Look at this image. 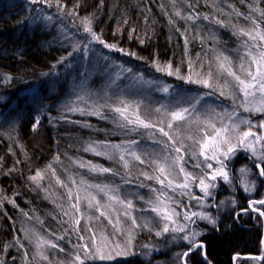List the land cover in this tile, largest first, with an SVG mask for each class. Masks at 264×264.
<instances>
[{
    "label": "trees",
    "instance_id": "trees-1",
    "mask_svg": "<svg viewBox=\"0 0 264 264\" xmlns=\"http://www.w3.org/2000/svg\"><path fill=\"white\" fill-rule=\"evenodd\" d=\"M247 2L264 10V0H215V4L214 0H60L77 19L91 18L92 30L106 44L135 53V56L124 55L125 61L135 71L146 75L152 74L150 70L156 71L154 61L162 65L171 62L173 68L179 67L183 73L188 70L189 59L195 67L204 55V49H208L203 35L184 26V19L175 15L177 11L184 17L183 10L188 7L200 15H207L213 23L221 19L224 25H229L237 20L235 9L247 11L244 9ZM22 8L14 10L12 4L6 5L0 0V264H25L26 260L27 264H41L31 252L26 235L25 229L31 223H36L56 239L63 237L57 240L67 244L69 236L63 219L64 210L49 186L50 183L59 186L56 177H60L45 170L51 165L55 173H59L58 165L65 162L66 152L75 148V136L91 140L108 137L106 141H112L115 139L112 132L116 131L97 117L84 119L75 116L70 119L62 107L66 90L62 62L68 49L63 44L54 45L50 37L38 32L43 31L38 27L31 31L32 27H27L24 22L27 19ZM253 13L264 28V17ZM192 38L199 41L196 43ZM185 39L188 40L187 46ZM56 67L59 72L56 92L48 95L46 85ZM44 81L40 92L32 95L29 86ZM30 96H41L43 101L37 103L35 98L29 99ZM38 110L43 111L44 116L38 129L33 131L34 115L39 113ZM83 119L88 120V128L80 127ZM132 129L129 132L134 133L135 138L144 139L137 129ZM117 131L127 130L119 126ZM78 154L116 172L111 161L81 151ZM37 171L45 173L38 183L29 179ZM110 178L121 182L118 176L108 177L109 181ZM254 180L257 182L254 193H239L235 205L222 211L215 225L204 221L195 225L202 233L198 240L205 247L190 253L187 264H204L205 252L211 264H264V260L252 259L264 254V217L251 210L245 211L250 201L264 199V177L257 175ZM257 207L264 210V206ZM188 247V243H176L165 250L159 248L160 252L151 260L136 256L114 264H151L155 260H161L163 264H183L182 259L175 256L176 250L180 249V254Z\"/></svg>",
    "mask_w": 264,
    "mask_h": 264
},
{
    "label": "rangeland",
    "instance_id": "rangeland-1",
    "mask_svg": "<svg viewBox=\"0 0 264 264\" xmlns=\"http://www.w3.org/2000/svg\"><path fill=\"white\" fill-rule=\"evenodd\" d=\"M1 2L6 5L12 4V8L14 10H17L20 6H22L23 8L21 11L25 12L24 16L27 19L24 22L27 23V27H32L31 31L35 30L33 27H38L43 30L42 32H38L50 37V41L54 45L59 43L67 47L68 51L66 57L64 62H62V67H64L63 70L65 72L64 78H66V90L64 93L65 96L63 98L62 107L65 111H67L69 114L68 116H71L70 119L75 116L84 119H87L88 117H97L102 121L105 120L109 123V126L107 124L105 125L110 129H113L114 131L116 130L115 132H112L115 133V135L111 133V135H114L113 137H115L112 141H106L108 137H103V140H91L90 138H84L82 136H79V138L75 136V148L66 152L65 162L58 165L59 173H55V175L60 178H56L68 185V188L72 189L74 196L77 192H79L82 197L91 193L96 196L97 200L104 204L109 203L104 193L98 192L96 188L88 186L101 185L107 186L110 189H115L116 194L119 195L121 199L126 201L131 200L133 202L134 209L132 210V215L137 218L138 223H143L145 220L153 219L154 214L149 210L148 201L154 199L156 195L152 189H159L161 186L156 183L155 180L145 179L142 173L148 172L149 174H152L153 166L148 162L170 154V149L168 151H162L163 142L166 141L167 138L161 136V134L154 129L144 128H136L138 134L142 135L144 139L141 140L135 138L134 133L129 132L130 129L134 128V126L128 125L127 127H121L120 124L122 121L119 115L111 110L112 107L117 106L120 100H125L133 105L139 104V112L143 118L153 122L164 120V126L166 128L168 117L155 111L156 108L161 107L162 105L168 106L170 110H174L176 106L188 107L190 103H195L194 98L199 96L202 97V99L197 105V111L201 114V119H206L216 113L232 111L234 106L233 100L231 98L221 96L218 90L213 91L212 89L203 88L197 84L185 83L184 80L177 79L175 76H168L164 74V77H162L161 74L163 73L154 70H150V73H152L151 75L135 71V69L131 68L126 63L124 57L125 54H114L109 51L110 48H106L103 44L92 41L91 36L84 32L83 25L80 23V20L74 15H68L69 11L65 8L64 11L61 12L58 9L56 2L52 1L50 6L46 4H32L30 0H1ZM244 7V9L247 10L245 12H241L238 9L234 10L235 12L238 11L243 15L237 16L236 21H233L229 25H225L223 27L215 22L213 23V21L209 19L205 20L203 18L204 15H200V13L190 10L188 7L183 10L185 13L184 17H193L192 20L184 19V26H188V29L202 34V37L207 40L208 49H204V52H202L204 55L201 57L199 64L195 66L198 71L206 73L211 70L215 72V57L220 54L229 57L234 63H238L239 54H243L244 52L242 44L245 40H247V37L238 36L234 33L238 28L248 29L251 27L250 21L245 20L244 16H252L255 18L253 11H251V9L254 8L253 4L247 2ZM46 16H51L52 19L50 21L42 19V17ZM241 22L242 25L240 27L239 23ZM261 28L263 27L261 26ZM217 31H219L218 34ZM193 40L196 43L199 41L197 38H194ZM76 45L80 46L78 51H74V47ZM85 45H87V51L84 50ZM221 46H225L226 48L223 50ZM70 52L73 53L72 56H68V53ZM201 65H203L202 68ZM127 69H131V71H126ZM57 71L58 69L56 67L49 76V83L46 85L48 95H53V93L56 92L54 91L55 86H57L58 83L56 77L59 74ZM188 71L189 69L181 74L187 75ZM223 79L224 78H221L220 83H223ZM62 80L63 79L61 78L60 81ZM161 83H166L172 86L170 95L163 94L156 90L157 85ZM50 84L53 85L51 88H49ZM35 85L36 86H33L32 84L29 86V91H31L32 95H36L40 92L39 88L45 85V81L42 83H35ZM206 93L211 94L205 95ZM80 96H83L84 99H78ZM34 98L35 97L33 96L29 97V99ZM35 100L37 103H42L43 101L41 96L35 98ZM74 107L85 110V114H81L79 111H70V109ZM96 108H99L101 112L100 116L87 114V112L93 111ZM54 109H57L56 106H54ZM237 111L239 116L249 118L254 123L264 120V113H257L253 115L239 109ZM38 112L39 113L34 115V118L39 116L41 120L44 113L39 110ZM10 114L11 120V110ZM47 119L50 118L47 116ZM87 122L88 120H84L79 123L81 124L80 127L88 128ZM119 126L121 129L125 128L127 131H117ZM199 127H203V125L191 124L189 126L188 124H182L180 125V132L183 136H187L189 134L196 135ZM245 130H247V127L242 125L241 131ZM255 131L259 134L264 130L255 129ZM158 137H160V139ZM157 140L161 141V143H157ZM131 141L137 142L132 146V148L147 162L141 164L139 161L133 160L130 156H126V159L129 160V166L125 169L119 159L120 151L112 148L111 146L120 145L123 148ZM186 143L190 142L186 141ZM90 146L95 147L96 151L108 153L113 155L115 158L110 159L108 155H97L94 151H85V149ZM79 151L111 161L115 164L114 171L116 172H113V169H111V172L101 173L99 171H91L87 166L81 167V164H91L104 168L101 164L87 159L82 154H78ZM172 154L174 155V153ZM250 156V152L239 150L236 155L227 162L228 169L230 171L231 183H225L222 179H218L216 181L217 187L212 189V196L205 200V207L203 208H201L195 200L189 201L188 197L179 196L174 193H170V195H173L175 199L181 200L184 204H188L192 211L205 212L217 221L218 216L222 211L235 205L239 193L251 195L256 190L257 182L254 178L259 175V169L255 167V163L257 162L255 158L250 159ZM185 160L187 161L185 167L188 171L197 173L200 171L199 169L193 167L196 160L187 155L185 156ZM250 163H252V165ZM241 168L248 169L246 175L241 174ZM111 176L120 177L121 182H116L113 178H110L111 181H109L108 177ZM72 181L76 182L75 186ZM81 181H84V183L81 184ZM245 184L248 185L251 191H245ZM140 185L144 186L141 187ZM49 186L53 190L57 199H59L60 208H63V212L68 210V188L62 187L61 185L56 187L52 183H50ZM193 193L196 196L203 195V193H201L196 187H193ZM114 207L116 209H120L121 206L117 204L114 205ZM82 209L89 211L90 213L94 212V209H87L86 203H82ZM72 211L74 213V210ZM63 219L68 227L69 238L67 239L66 245L60 243L51 233L43 230L36 223L29 224V226L25 229L31 246V252L35 254L41 264H67V261L70 260L76 252L74 245L83 243V241L78 240L77 234L69 227V217L64 215ZM101 219L103 224L107 225V220H103V218ZM154 220H158V218H154ZM199 221L209 222L205 220H197L194 225H190L191 228L200 232V230L195 227V225L199 226ZM80 227H84L83 220H81ZM130 227L131 221L126 220V231ZM162 227V223L153 222L151 224V231L140 228L135 229L131 252L127 256L115 257L113 260L102 261L97 259L94 261H88L87 264H114L121 260L132 259L136 256L143 257L146 260H151L154 254L160 252L159 248L165 250V248H170L176 243H187L182 238L183 234L169 232L157 237L155 233L160 231ZM106 231H111V226H108ZM80 234L88 235L86 232H81ZM126 239V235L121 237V240ZM40 240L51 241L59 246L56 249L51 248L47 244L43 246L42 251L48 256V260H42L37 254L36 244ZM145 245H149V247L145 248ZM60 248L64 249V251H60ZM180 249L176 250V252L178 253ZM177 253L175 255L176 257H178L179 254ZM181 253H183V251ZM262 256H264V254ZM253 262L254 261H252V263ZM151 264H163V262L161 260H155Z\"/></svg>",
    "mask_w": 264,
    "mask_h": 264
},
{
    "label": "snow or ice",
    "instance_id": "snow-or-ice-1",
    "mask_svg": "<svg viewBox=\"0 0 264 264\" xmlns=\"http://www.w3.org/2000/svg\"><path fill=\"white\" fill-rule=\"evenodd\" d=\"M30 2L32 4H46L50 6L52 0H30ZM56 4L58 9L63 12L64 6L60 3V0H56ZM251 11L257 12L258 15L264 17V10L252 8ZM235 14L237 16L243 15L238 11ZM68 15H75V13L69 12ZM175 15L182 19H193L192 16H181L179 11ZM203 18L205 20L209 19L207 15ZM42 19L50 21L52 17L46 16L42 17ZM79 19L83 25L84 32L91 36L92 41L101 43L106 48L124 52V50L118 49L116 45L106 44L92 30L91 18L84 17ZM244 19L250 21L251 27L248 29L238 28L234 33L238 36L247 37V40L242 44L244 52L243 54H239L238 63H234L229 57L220 54L215 57L216 71L209 70L204 73L198 71L194 67V62L189 59L188 74L182 75L180 68H173L171 62L164 65L157 61L153 62V66L157 72L168 76H175L177 79L184 80L185 83L197 84L213 91L218 90L221 96L231 98L234 105L232 111L216 113L206 119H201V114L197 111V105L202 99L199 96L195 97V103H190L188 107L176 106L174 110H170L168 106L162 105L156 108L155 111L168 117L166 130L164 120L153 122L143 118L139 112V104L133 105L125 100H120L117 106L111 109L119 115L122 121L121 127L133 125L134 128L132 130H136V128L154 129L161 136L167 138L163 142L162 151L170 149V154L148 162L153 166L152 174L148 172L142 173L145 179L155 180L161 186L159 189H152L156 195L154 199L148 201L149 210L154 214V218H158V220H154L153 218L145 220L143 223H138L137 218L132 215V210L134 209L133 202L121 199L116 194L115 189L101 185L88 186L94 187L98 192L104 193L109 201L108 204H104L91 193L82 197L77 192L74 196L72 189L68 188V185L64 184L60 179H56L58 185L68 188L69 209L64 212V215L69 217V227L77 234L78 240L83 241V243L74 245L76 252L67 261V264H87L88 261L97 259L103 261L127 256L131 252L135 229L140 228L151 231V224L153 222L163 224L162 229L155 233L157 237L169 232L183 234L182 238L188 243L189 247L187 251L178 254V257L182 259L183 264H187V258L190 256V253L205 247L203 242L198 240V237L202 233L194 230L190 225H194L197 220H205L213 225H215L216 221L205 212L192 211L188 204L175 199L170 193L188 197L189 201L195 200L201 208L205 207V200L212 196V189L217 187L216 181L218 179H222L225 183H231L227 162L239 150L251 153L249 158H255L257 161L255 167L259 169V176L264 177V131L259 134L255 131V129L264 130V120L254 123L249 118L239 116L237 111L239 109L253 115L264 113V28H261V22L252 16H244ZM169 23H172V21L170 20ZM215 23L221 27L225 26L224 22L219 19H216ZM187 44L188 40L185 39V45L187 46ZM79 47V45H76L74 51H78ZM84 50L87 51V45L84 46ZM124 54L135 56V53L124 52ZM72 55V52L68 53V56ZM202 67L203 65H201ZM126 71L130 72L131 69H127ZM221 78H224L223 83H220ZM171 89L172 86L166 83H161L156 87L157 91L169 95L171 94ZM210 94L206 93L205 95ZM78 99L83 100L84 97L80 96ZM70 111H79L81 114H85V110L80 108L74 107ZM87 114L100 116L101 112L99 108H96L93 111L87 112ZM182 124H188L189 126L191 124H202L203 127L197 129L196 135L189 134L183 136L180 132V125ZM39 125L40 117L37 116L32 126L33 131H36ZM242 125L246 126L247 130L241 131ZM186 141L190 143H186ZM156 142L161 143L158 140ZM136 143V141H131L123 148L120 145L111 146L120 151L119 159L125 169L129 166V160L126 159V156H130L141 164L147 162L133 150L132 146ZM85 151H94L97 155H108L110 159L115 158L108 153L96 151L95 147L91 146L86 148ZM186 155L196 160L193 167L200 170L198 173L187 170L185 167L187 163L185 160ZM85 166L89 167L91 171H99L101 173L112 171L109 168L81 164V167ZM45 171H51L52 175L55 176V171L51 168V165ZM240 172L246 175L248 169L241 168ZM44 174L42 171H37L29 179L38 183L40 179L44 178ZM72 183L75 186L76 182L72 181ZM80 183L83 184L84 181ZM140 186L143 187L144 185ZM193 187L198 188L203 195L196 196L193 193ZM245 191H251L247 184H245ZM82 203H86L87 209H94V212L90 213L83 210ZM117 204L121 206L120 209L114 207ZM257 205L264 206V199L250 201L248 209H245V211L251 210L258 213L259 217H264V210L258 208ZM72 210H74V213ZM101 218L107 220V225L103 224ZM81 220L84 221L83 228L80 227ZM126 220L131 221V227L127 231L125 229ZM108 226H111V231H106ZM81 232H86L88 235L80 234ZM65 234L67 235V230ZM124 235L127 236V239L121 240V237ZM57 239H63V237H58ZM45 244L54 249L59 247L51 241L40 240L37 242V254L42 260H48V256L42 251ZM144 247L148 248L149 245H145ZM59 250L64 251L62 248ZM25 256H27V253ZM252 259L257 261L264 260V256H256L252 257ZM203 261L204 264H211L206 252L204 253ZM25 264H27V260Z\"/></svg>",
    "mask_w": 264,
    "mask_h": 264
}]
</instances>
